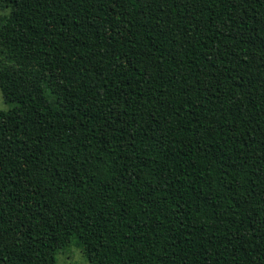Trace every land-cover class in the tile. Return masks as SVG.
<instances>
[{
  "label": "trees",
  "instance_id": "1",
  "mask_svg": "<svg viewBox=\"0 0 264 264\" xmlns=\"http://www.w3.org/2000/svg\"><path fill=\"white\" fill-rule=\"evenodd\" d=\"M0 4V264H264V0Z\"/></svg>",
  "mask_w": 264,
  "mask_h": 264
},
{
  "label": "rangeland",
  "instance_id": "2",
  "mask_svg": "<svg viewBox=\"0 0 264 264\" xmlns=\"http://www.w3.org/2000/svg\"><path fill=\"white\" fill-rule=\"evenodd\" d=\"M8 9L0 4V15L7 14ZM9 109L0 92V111H6ZM55 264H88L87 259L83 255L79 247L75 243H71L63 250H59L55 256Z\"/></svg>",
  "mask_w": 264,
  "mask_h": 264
}]
</instances>
